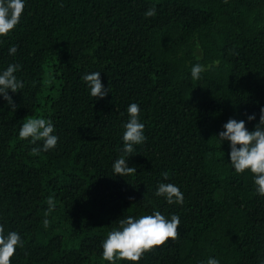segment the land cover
Wrapping results in <instances>:
<instances>
[{"label":"trees","instance_id":"1","mask_svg":"<svg viewBox=\"0 0 264 264\" xmlns=\"http://www.w3.org/2000/svg\"><path fill=\"white\" fill-rule=\"evenodd\" d=\"M197 62L206 70L193 80ZM9 63L25 83L9 90L15 110L0 97V225L24 241L12 264H108V231L153 209L180 217L178 236L139 264H264V196L215 136L230 117L255 113L249 130L259 120L264 0H26L20 23L0 36V69ZM92 71L109 86L103 98L81 79ZM132 102L146 140L129 159L137 172L122 177L112 162ZM37 117L53 121L55 149L34 152L42 141L18 137ZM158 182L178 185L184 203L156 197Z\"/></svg>","mask_w":264,"mask_h":264},{"label":"clouds","instance_id":"2","mask_svg":"<svg viewBox=\"0 0 264 264\" xmlns=\"http://www.w3.org/2000/svg\"><path fill=\"white\" fill-rule=\"evenodd\" d=\"M26 0H0V36L7 35L19 23L24 11ZM156 8L145 11L146 17H154ZM18 51L17 45L12 44L8 48V54L14 56ZM21 65L9 63L6 68L0 69V97H2L11 109H16L13 97L9 90L16 93L24 88L25 83L18 78L16 73ZM206 66L197 62L191 66L190 75L193 80H199ZM89 95L100 99L110 93L109 86L101 81V72H86L81 77ZM140 106L132 102L127 107L128 119L122 123L123 134L121 136L122 148L119 155L112 162L113 175L122 177L137 172L136 166L129 165V159L134 154V146L141 145L145 140V125L140 120ZM256 120V114H246V119L230 117L222 125V130L215 136L220 146L228 144V162L236 174L250 171L253 174V183L258 195L264 196V106L260 107L259 120L249 130L246 122ZM18 137L28 140L31 144L42 141L39 148H33L34 152L50 151L57 146L59 136L56 134L55 125L50 118H29L23 122L18 131ZM168 174H164L167 181ZM156 197H163L169 205H182L184 194L178 185L170 182H158L154 191ZM47 213L54 211L56 204L52 196L47 198ZM46 213V215H47ZM47 227V218L43 221ZM180 217L177 214L165 216L161 211L153 209L150 214L133 216L128 215L118 220V226L108 231L106 238L101 241V256L108 264H117L120 261H129L139 264L145 252L152 250L154 246L163 245L169 238L175 240L178 236ZM24 241L19 232L6 230L0 225V264H12L11 258L16 250L23 247ZM200 264H220L215 257H208Z\"/></svg>","mask_w":264,"mask_h":264}]
</instances>
